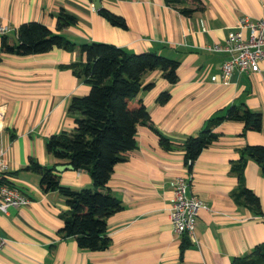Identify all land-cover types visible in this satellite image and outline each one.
Listing matches in <instances>:
<instances>
[{
    "label": "crops",
    "instance_id": "crops-1",
    "mask_svg": "<svg viewBox=\"0 0 264 264\" xmlns=\"http://www.w3.org/2000/svg\"><path fill=\"white\" fill-rule=\"evenodd\" d=\"M202 10L181 15L163 0H100V6L122 15L127 28L110 25L94 7V0H0V19L10 26L4 34L16 43L17 27L38 21L74 44L73 50L53 47L47 52L16 55L1 53L0 105L4 107L0 128V152L7 170L0 179L17 186L31 202L0 212V264H231L264 242V175L251 158L245 162L242 185L259 198V209L247 205L236 192L240 183L231 164L246 144L264 145V61L258 69L232 74L228 81H213L226 58L205 47L223 43L241 16L264 17V0H202ZM60 8L77 18L57 31ZM3 36V35H2ZM1 36V37H2ZM0 37V41H1ZM106 42L135 53L153 50L179 60V79L169 84L158 70L144 75L153 86L133 99L145 104L152 124L167 136L173 148L165 151L158 135L138 125L137 146L117 162L107 181L108 189L122 209L107 219L109 246L101 251L80 249L73 237L60 238V213L67 210L57 190L42 192L40 173L24 168L30 159L51 167L55 160L46 149V138L73 127L68 103L88 93L89 86L72 63L85 55L78 46ZM80 67V65H79ZM167 90L169 100L156 102ZM246 104L261 113V128L241 135L242 123L222 121L213 130L218 137L204 148L188 170L180 144L196 135L229 105ZM60 183L72 188H92L87 171L56 166ZM186 176L189 194L207 206L200 209L195 241L180 254L182 235L170 221L172 181Z\"/></svg>",
    "mask_w": 264,
    "mask_h": 264
},
{
    "label": "trees",
    "instance_id": "trees-1",
    "mask_svg": "<svg viewBox=\"0 0 264 264\" xmlns=\"http://www.w3.org/2000/svg\"><path fill=\"white\" fill-rule=\"evenodd\" d=\"M183 16H191L202 10V0H163ZM97 12L110 25L127 28L125 18L104 6ZM77 18L60 8L56 16V30L72 25ZM17 42L9 43L3 35L0 41L1 53L29 55L44 53L53 47L73 50L74 44L60 33L38 21L21 23L16 29ZM85 55L82 63H72L74 72L80 74L88 84V93L73 96L68 103V112L73 116V127L61 130L46 138L45 144L55 162L51 167L39 165L30 159L24 168L40 173L39 188L42 192L57 190L63 197L67 210L60 213L62 225L57 229L60 238L73 237L80 249L101 251L110 244L107 234V219L122 209L121 201L107 187L113 166L126 159L127 153L136 148L138 125H146L158 135V144L165 150L173 148L172 141L153 126L149 112L141 99L133 101L139 91L148 90L152 82H144V75L158 70L169 84L178 81L179 60L153 50L132 52L106 42H85L78 46ZM80 65V67H79ZM167 90L157 97L158 104L169 100ZM242 123L241 135L247 130L261 128V113L251 110L246 104H231L222 113L208 119L196 135L187 136L180 144L183 161L188 170L200 152L218 137L213 130L222 121ZM238 158L231 164L236 173L240 189L236 198L259 209V198L242 184L245 162L253 159L264 175V145L246 144L238 150ZM189 162V163H188ZM56 166L88 172L92 188H72L60 183ZM0 183H9L0 179ZM180 254L192 245L187 236H181ZM231 264H264V242L255 245L248 253L235 257Z\"/></svg>",
    "mask_w": 264,
    "mask_h": 264
},
{
    "label": "built area",
    "instance_id": "built-area-1",
    "mask_svg": "<svg viewBox=\"0 0 264 264\" xmlns=\"http://www.w3.org/2000/svg\"><path fill=\"white\" fill-rule=\"evenodd\" d=\"M10 26L0 19V37L6 34ZM211 52H222L226 58L220 65L218 75H213V81H228L236 73H246L250 69H258V62L264 61V17L251 19L247 16L238 18L235 26L228 33L223 43H213L205 47ZM4 107L0 105V128L2 127ZM0 174L7 170V163L1 157ZM189 163V162H188ZM190 179L186 176H176L172 181L173 201L170 210V221L177 235H185L195 241L194 231L200 209H206V204L194 194H189ZM31 199L17 186L10 183H0V212L6 213L9 207L27 205ZM5 237L0 235V246L5 244Z\"/></svg>",
    "mask_w": 264,
    "mask_h": 264
},
{
    "label": "water",
    "instance_id": "water-1",
    "mask_svg": "<svg viewBox=\"0 0 264 264\" xmlns=\"http://www.w3.org/2000/svg\"><path fill=\"white\" fill-rule=\"evenodd\" d=\"M94 7L99 8L100 7V0H94Z\"/></svg>",
    "mask_w": 264,
    "mask_h": 264
}]
</instances>
